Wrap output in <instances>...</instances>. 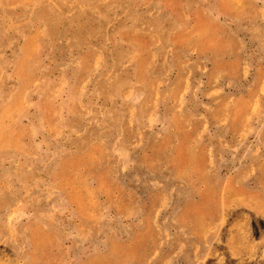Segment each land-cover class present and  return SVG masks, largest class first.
<instances>
[{"label": "rangeland", "instance_id": "374dc122", "mask_svg": "<svg viewBox=\"0 0 264 264\" xmlns=\"http://www.w3.org/2000/svg\"><path fill=\"white\" fill-rule=\"evenodd\" d=\"M0 264H264V0H0Z\"/></svg>", "mask_w": 264, "mask_h": 264}]
</instances>
